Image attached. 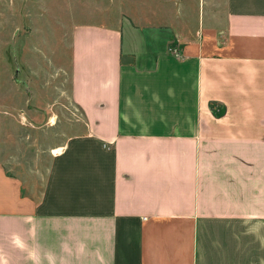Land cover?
<instances>
[{
  "label": "crops",
  "instance_id": "obj_1",
  "mask_svg": "<svg viewBox=\"0 0 264 264\" xmlns=\"http://www.w3.org/2000/svg\"><path fill=\"white\" fill-rule=\"evenodd\" d=\"M197 1L74 28L84 124L0 180V264H264V0Z\"/></svg>",
  "mask_w": 264,
  "mask_h": 264
},
{
  "label": "rangeland",
  "instance_id": "obj_2",
  "mask_svg": "<svg viewBox=\"0 0 264 264\" xmlns=\"http://www.w3.org/2000/svg\"><path fill=\"white\" fill-rule=\"evenodd\" d=\"M177 1L0 0V180L13 176L29 189L39 186L53 154L81 131L71 100L74 28L136 24L137 13L145 18L146 7L160 11L161 3L175 18ZM180 1L182 16L191 17L199 2Z\"/></svg>",
  "mask_w": 264,
  "mask_h": 264
},
{
  "label": "trees",
  "instance_id": "obj_3",
  "mask_svg": "<svg viewBox=\"0 0 264 264\" xmlns=\"http://www.w3.org/2000/svg\"><path fill=\"white\" fill-rule=\"evenodd\" d=\"M215 106H216V103H212V107H213V109L215 108Z\"/></svg>",
  "mask_w": 264,
  "mask_h": 264
}]
</instances>
